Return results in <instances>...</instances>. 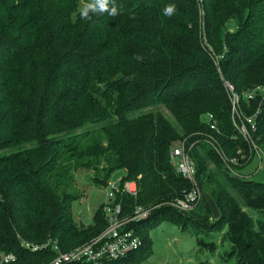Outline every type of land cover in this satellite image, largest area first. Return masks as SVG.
Returning a JSON list of instances; mask_svg holds the SVG:
<instances>
[{"label": "trees", "instance_id": "trees-1", "mask_svg": "<svg viewBox=\"0 0 264 264\" xmlns=\"http://www.w3.org/2000/svg\"><path fill=\"white\" fill-rule=\"evenodd\" d=\"M81 4L0 0V250L17 251L10 264H41L53 251L29 252L19 236L70 250L100 233L102 207L85 227L72 213L73 171L93 168L99 184L116 171L136 180L139 196L119 199L126 212L137 204L152 212L138 227L142 249L71 264H138L152 252L151 219L172 214L169 202L192 186L170 155L185 139L238 264H264V224L245 209L264 208V181L232 175L223 156L248 150L225 80L240 94L264 84V0H116L120 14L90 21L80 19ZM168 4L177 8L171 18ZM257 135L264 146V104Z\"/></svg>", "mask_w": 264, "mask_h": 264}, {"label": "built area", "instance_id": "built-area-1", "mask_svg": "<svg viewBox=\"0 0 264 264\" xmlns=\"http://www.w3.org/2000/svg\"><path fill=\"white\" fill-rule=\"evenodd\" d=\"M226 87L229 90L232 103L231 119L233 125L248 148L245 152L239 151L241 158L229 157L226 153H223L226 166L231 167L230 173L232 172V174L238 176L234 173L235 167L247 165L256 155L260 158L261 164L259 168L262 166L261 153L263 145L259 142L260 138L257 133L262 105L264 104V84H258L243 94L237 92L234 84L230 82H226ZM257 98L260 99L259 105L251 111L248 110ZM208 121L212 124V128H217V121L213 114L209 115ZM213 145L220 151L218 148L220 143L213 142ZM192 148L193 145L183 139L175 143L170 152L171 161L177 172L192 184L191 188L182 196L169 202V204L181 211L192 210L202 195V188L197 178V163L192 156ZM106 190L110 202L107 211L104 209L107 224L90 241L73 249L63 250L59 241L55 238H48L44 242L34 243L19 236L20 248H24L29 252L53 251L52 257L41 264H71L83 261L105 263L108 260H118L131 255L143 245V239L138 233V227L143 219L150 216L152 209L143 207L142 204H137L133 212L126 217L125 205L119 199V196L126 193L131 197L137 198L140 193V186L136 180L123 181L122 176H119L109 181ZM17 259V251L0 250V264H10Z\"/></svg>", "mask_w": 264, "mask_h": 264}, {"label": "rangeland", "instance_id": "rangeland-1", "mask_svg": "<svg viewBox=\"0 0 264 264\" xmlns=\"http://www.w3.org/2000/svg\"><path fill=\"white\" fill-rule=\"evenodd\" d=\"M202 11L201 2L200 13ZM222 78L225 79L224 76ZM226 82L230 81L225 80V85ZM162 109L170 115L167 109ZM89 125L95 126L96 123ZM214 148L218 150L216 147ZM218 148L220 149V145ZM262 148V166L259 168L260 158L256 155L247 165L235 167L234 173L238 177L264 181V146ZM5 152L7 150L0 147V155ZM226 167L228 171L231 169L229 166ZM95 174L93 168L73 171L74 179L70 185V190L77 194L72 206L73 220L77 223L83 221L85 226L93 223L94 214L99 207H102V210L99 211L103 212L104 209L107 211L110 204L106 190L108 183L99 184L94 179ZM116 175L119 177L118 171L112 175L110 180L115 179ZM143 207L148 208L145 205ZM245 209L254 217L257 225L264 224V208L247 207ZM133 210L127 212L126 217ZM220 215L221 210L215 198L202 189V195L192 210L181 211L174 207L172 214L157 217L163 219L158 221L157 218L151 219L147 225L146 233L149 236V242L151 241L152 252L138 264H238L231 240L225 237L229 232L228 224L220 222Z\"/></svg>", "mask_w": 264, "mask_h": 264}, {"label": "clouds", "instance_id": "clouds-1", "mask_svg": "<svg viewBox=\"0 0 264 264\" xmlns=\"http://www.w3.org/2000/svg\"><path fill=\"white\" fill-rule=\"evenodd\" d=\"M177 8L175 4L165 5L163 14L171 18ZM104 13L115 17L120 14V8L116 4V0H82V4L78 9V14L82 20H92L94 15H102Z\"/></svg>", "mask_w": 264, "mask_h": 264}, {"label": "water", "instance_id": "water-1", "mask_svg": "<svg viewBox=\"0 0 264 264\" xmlns=\"http://www.w3.org/2000/svg\"><path fill=\"white\" fill-rule=\"evenodd\" d=\"M80 224H81V227H85L86 225L83 221H81Z\"/></svg>", "mask_w": 264, "mask_h": 264}]
</instances>
